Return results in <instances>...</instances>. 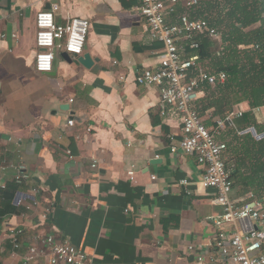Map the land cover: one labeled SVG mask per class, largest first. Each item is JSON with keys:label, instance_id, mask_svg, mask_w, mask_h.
<instances>
[{"label": "crops", "instance_id": "0c3cea01", "mask_svg": "<svg viewBox=\"0 0 264 264\" xmlns=\"http://www.w3.org/2000/svg\"><path fill=\"white\" fill-rule=\"evenodd\" d=\"M138 6L0 0V264H50L42 242L49 236L83 250L90 264H198L190 245L205 264H230L214 247L222 212L216 191L202 185L204 167L193 154L171 152L179 123L162 116L158 88L135 82L139 72L158 68L164 47ZM43 10L59 24L91 23L83 55L66 59L57 50L49 74L35 69ZM87 55L90 68L80 62ZM256 117L264 122V111ZM20 165L28 174L23 184L16 181ZM251 194L236 187L232 197L246 204Z\"/></svg>", "mask_w": 264, "mask_h": 264}, {"label": "built area", "instance_id": "2783aa9c", "mask_svg": "<svg viewBox=\"0 0 264 264\" xmlns=\"http://www.w3.org/2000/svg\"><path fill=\"white\" fill-rule=\"evenodd\" d=\"M199 6L200 0H139L137 14L145 20L151 36L162 42L164 47L159 55L158 68L139 72L135 82L141 87L159 89L162 116L177 121L182 132L181 139L173 142L171 152L195 155L198 164L205 169L203 187L216 191V202L222 213L215 220L220 227L214 242L215 249L230 264H264V200L254 194L250 196L251 202L246 204L233 199L235 187L227 164L228 145L219 139L228 129L236 128L235 120L241 118L244 111L234 112L225 119H215L208 127L197 110V103L205 96V86L216 87L227 79L224 72L204 71L199 67L198 58L189 56V49L199 47L196 37H219L210 21L192 16L191 11ZM175 16L178 21L170 23L169 19ZM36 27L38 52L35 69L40 74H48L53 72L57 50L72 57L83 55L91 23L87 19L70 18L59 24L52 10H43L37 13ZM0 37L4 39L6 35L0 34ZM260 111L255 109L254 114L257 116ZM67 125L73 127L74 120H69ZM248 133H252L250 129L243 132ZM253 136L257 138L260 135ZM67 154L71 155V152ZM96 167L95 162L93 168ZM5 168L0 165V171ZM15 170L17 183L23 184L28 178L26 167L20 165ZM129 177L134 180V172H130ZM181 184L188 186L187 181ZM20 199L26 202L27 197L22 195ZM35 205H38L36 200ZM45 212L51 214L52 210L48 208ZM13 242L18 248L15 237ZM42 242L50 251V264H90L83 250L67 242H58L53 236L44 238ZM197 250L194 245L188 246V251L196 255L197 263L205 264V254ZM35 252V249L30 250L28 261ZM207 264H215L214 259L208 260Z\"/></svg>", "mask_w": 264, "mask_h": 264}, {"label": "trees", "instance_id": "16d2710c", "mask_svg": "<svg viewBox=\"0 0 264 264\" xmlns=\"http://www.w3.org/2000/svg\"><path fill=\"white\" fill-rule=\"evenodd\" d=\"M214 2H200L191 13L210 21L219 37H196L199 47L189 49V56L197 57L204 71L224 72L227 79L216 87L205 86L197 110L202 117L210 116L208 127L214 119L244 111L235 120L236 128L228 129L219 139L228 145L227 164L234 187L264 200V139L256 140L250 133L242 135L251 128L264 134V122L259 123L254 114L258 108L264 111V0ZM255 25L259 26L251 29Z\"/></svg>", "mask_w": 264, "mask_h": 264}, {"label": "water", "instance_id": "95a60500", "mask_svg": "<svg viewBox=\"0 0 264 264\" xmlns=\"http://www.w3.org/2000/svg\"><path fill=\"white\" fill-rule=\"evenodd\" d=\"M71 55L64 53V57L70 58ZM72 57V56H71ZM80 62L87 68H90L93 65V61L91 60L90 56L87 55L85 56V58L81 59ZM49 74V73H48ZM250 131L252 132L253 135H257V132L254 128L250 129ZM258 139H263L264 138V134L257 136Z\"/></svg>", "mask_w": 264, "mask_h": 264}, {"label": "rangeland", "instance_id": "374dc122", "mask_svg": "<svg viewBox=\"0 0 264 264\" xmlns=\"http://www.w3.org/2000/svg\"><path fill=\"white\" fill-rule=\"evenodd\" d=\"M214 2V0H200V2L202 3H210V2ZM215 3V2H214ZM259 25H255L254 27H252L251 29H254V28H257ZM259 115H260V113H259ZM205 119H208V117H205ZM259 123H263V122H259ZM252 129V128H251ZM255 129V128H254ZM256 130V129H255ZM257 132V131H256ZM226 133V132H225ZM250 134H252V133H250ZM242 135H243V133H242ZM262 135V134H261ZM252 136H253V134H252ZM254 137V136H253ZM256 140H262V139H257L256 137H254ZM264 139V138H263Z\"/></svg>", "mask_w": 264, "mask_h": 264}]
</instances>
